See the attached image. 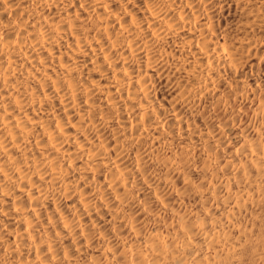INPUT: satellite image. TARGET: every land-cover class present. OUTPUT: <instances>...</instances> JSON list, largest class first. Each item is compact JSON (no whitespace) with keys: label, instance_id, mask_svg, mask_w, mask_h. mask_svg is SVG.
I'll return each instance as SVG.
<instances>
[{"label":"bare ground","instance_id":"1","mask_svg":"<svg viewBox=\"0 0 264 264\" xmlns=\"http://www.w3.org/2000/svg\"><path fill=\"white\" fill-rule=\"evenodd\" d=\"M0 264H264V0H0Z\"/></svg>","mask_w":264,"mask_h":264}]
</instances>
